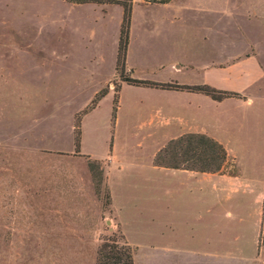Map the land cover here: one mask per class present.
<instances>
[{
  "label": "rangeland",
  "instance_id": "374dc122",
  "mask_svg": "<svg viewBox=\"0 0 264 264\" xmlns=\"http://www.w3.org/2000/svg\"><path fill=\"white\" fill-rule=\"evenodd\" d=\"M148 1L130 0L124 78L199 82L172 63L198 67L215 59L217 45L225 57L256 59L262 78L253 105L122 82L117 5L0 0V264H93L109 236L129 246L134 264H264V0H220L217 14H207L203 0H169L170 10ZM189 4L198 5L182 12L190 21L163 25ZM180 111L183 123L169 120ZM192 131L226 151L217 174L225 205L255 201V229L245 224L238 242L231 220L202 204L197 215L184 188L153 166L168 141ZM216 224L224 227L223 254L206 257Z\"/></svg>",
  "mask_w": 264,
  "mask_h": 264
},
{
  "label": "crops",
  "instance_id": "0c3cea01",
  "mask_svg": "<svg viewBox=\"0 0 264 264\" xmlns=\"http://www.w3.org/2000/svg\"><path fill=\"white\" fill-rule=\"evenodd\" d=\"M220 0H208V1H201V7L206 10V13L210 14H217V11L220 9L218 5H215ZM165 10L172 9L170 7V2L163 4ZM204 6V7H203ZM198 8L197 4L191 5L187 7L180 8L178 7V12L175 14H172L170 16H167L163 18V25L166 26L167 23L172 26L173 24H184L188 21H190V17L182 16V12H188L192 11V8ZM197 13H200L197 11ZM214 51L216 50L213 55L215 56V59L211 60L207 63H202L198 67H194L191 64H188L186 62L182 61H175L172 63L174 67V72L176 74H182L184 72H194L198 73L200 75L199 82L190 83L185 81H178L177 79L168 80L165 82L160 83H166L168 84H177L181 86H199V85H207L209 87H212L216 90L220 91H227L236 93L239 95V98H226L223 99L220 102L211 101L217 103L218 105L224 106L226 104L228 105H244V106H252L254 103V99H250L251 90L252 88L257 84V82L262 78V71L256 61V59L252 55H244L241 57H225L223 54H217L220 47H217V45L211 47ZM212 57V54H211ZM175 93H186V94H197L198 93H190L185 91H174ZM202 95V94H200ZM207 97V96H206ZM188 105V103H187ZM176 112V108L174 109ZM170 114L173 113L172 110H170ZM174 112V114H175ZM178 114H175L174 117L170 115L169 120L179 122V124L183 123V115L180 112H177ZM181 118H180V117ZM181 122V123H180ZM183 126V125H180ZM191 133H197V134H204L199 133V131H192ZM183 135V133H180L178 136ZM164 171H168L169 177L175 181L180 187L184 188V191L186 192V196L188 197V201L191 205L198 207L197 215L202 212L200 209L202 205H206L204 208V212H207V214H212L215 219L218 217L221 219L231 220L233 222V229L232 233L233 235V243L239 241L240 237V230H242V227L245 226V224H251V221L253 223V228L255 229V201L252 198L247 199V201H242L241 199L235 200L233 203H229L225 205V202L223 200L222 194L224 192V185L223 182H221L219 176L217 174H207V173H198L194 171H188V170H180V169H168V168H160ZM220 184V189H219ZM209 189V191L212 192L213 198L210 199V209L207 206V202L203 199L204 192L206 189ZM218 192L221 193L222 199H219L217 197ZM230 192V191H228ZM239 192V191H237ZM248 193V192H247ZM249 194V193H248ZM232 195V194H231ZM230 196V195H229ZM227 201L230 198H225ZM204 200V201H203ZM202 204V205H201ZM216 234L214 238L207 237L205 240V244L203 245L204 251L201 253L206 257H212L217 258L218 256H221L223 254V235L221 234L224 231V227L222 224L220 225V228H218V224H216ZM213 230V228H212ZM222 231V232H221ZM255 231V230H254ZM221 232V233H220ZM255 237V235H254ZM172 252L169 248V251ZM174 254H177V251H173Z\"/></svg>",
  "mask_w": 264,
  "mask_h": 264
},
{
  "label": "trees",
  "instance_id": "16d2710c",
  "mask_svg": "<svg viewBox=\"0 0 264 264\" xmlns=\"http://www.w3.org/2000/svg\"><path fill=\"white\" fill-rule=\"evenodd\" d=\"M67 3L82 4H112L121 8V20L118 31L117 49L115 58V71L119 79L128 85L145 86L153 89L166 91H185L198 93L207 96L212 101L220 102L226 98H239V95L232 92L216 90L207 85L181 86L177 84H158L148 81H138L132 78H124L123 70L125 54L128 44V29L131 16L130 0H64ZM147 1V0H144ZM151 3L166 4L169 0H149ZM102 97V95H101ZM100 98V97H99ZM99 99H94L90 109L94 108ZM89 109V110H90ZM74 147L78 150V139H75ZM88 170L101 173L99 162L86 157ZM226 151L215 140L204 134L187 133L167 142L153 157L154 167L180 169L198 173L218 174L226 164ZM98 185V184H97ZM262 220L259 234V244L264 245V197L262 200ZM93 264H134L132 252L129 246L120 242L113 236L102 239L95 251Z\"/></svg>",
  "mask_w": 264,
  "mask_h": 264
}]
</instances>
